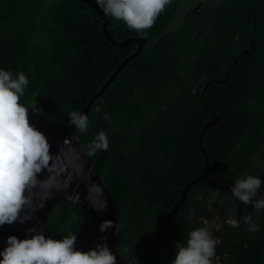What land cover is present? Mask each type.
I'll return each instance as SVG.
<instances>
[{"label": "trees", "instance_id": "1", "mask_svg": "<svg viewBox=\"0 0 264 264\" xmlns=\"http://www.w3.org/2000/svg\"><path fill=\"white\" fill-rule=\"evenodd\" d=\"M194 1L171 0L155 24L141 33L122 21L108 19L106 28L113 39L135 36L144 38L145 45L94 100L86 114L87 131H74L78 145L87 151L100 131L107 135V151L97 150L89 158L117 203L121 224L117 240L123 247L121 254L131 261L179 200L180 188L173 181L175 122L205 113L197 97L178 89L174 76L187 75L190 67L187 59H181V51L178 56L172 53L173 42L188 40L189 35L192 40L197 25L184 19L179 27L161 34L166 26L172 27L176 13L180 11L181 18L184 8ZM211 2L219 10L226 9L223 13L234 16L237 23L240 14L236 10L244 7L252 15L250 19L255 16L257 40L264 41V0ZM207 14L214 15L215 9L209 7ZM104 19L95 0H0V70L9 71L14 78L20 72L27 76L20 102L34 104L57 122L69 120L71 111L80 113L120 62L136 50L135 44L125 48L111 45L103 35ZM209 38L204 37L202 48L209 47ZM215 110L224 119L223 108ZM240 143L238 149L247 152L241 166L255 151V142ZM82 215L80 206L58 200L48 214L47 228L54 239H63L73 234ZM171 223L144 264H171L175 258L168 244ZM5 228L0 226V240Z\"/></svg>", "mask_w": 264, "mask_h": 264}, {"label": "flooded vegetation", "instance_id": "2", "mask_svg": "<svg viewBox=\"0 0 264 264\" xmlns=\"http://www.w3.org/2000/svg\"><path fill=\"white\" fill-rule=\"evenodd\" d=\"M209 7L215 9L212 16L207 14ZM244 9L236 10L237 23L211 0H195L184 8V16L176 13L172 27L161 31L179 27L184 19L197 25L192 40L189 35L188 40L173 42L172 53L178 56L181 51L190 67L187 75L174 76L178 89L197 97L205 110L194 119L177 120L173 128V181L180 188L179 198L184 185L200 176L205 165L206 176L190 186L170 222L172 257L177 242L186 244L192 230L206 227L216 241L212 264H264V209L245 205L231 194L236 180L252 175L262 181L256 199L264 197V41L257 40L255 16L250 19ZM205 36L210 37L208 48H202ZM215 107L223 108L224 119ZM246 141L255 142V151L240 166L247 152L238 146ZM245 216L255 230H249Z\"/></svg>", "mask_w": 264, "mask_h": 264}, {"label": "clouds", "instance_id": "3", "mask_svg": "<svg viewBox=\"0 0 264 264\" xmlns=\"http://www.w3.org/2000/svg\"><path fill=\"white\" fill-rule=\"evenodd\" d=\"M95 3L105 16L141 33L155 24L171 0H95ZM27 85L28 78L23 72L14 78L9 71L0 70V226L32 218L30 213L21 216L26 206L32 204V197L26 193L35 186L37 174L50 159L47 138L30 124L28 108L19 102ZM68 117L69 124L75 125L76 130L87 131L86 114L71 111ZM105 119H109L107 114ZM108 147L107 135L100 131L88 145V155H95L97 150L107 151ZM261 183L260 178L247 175L235 181L231 194L245 205L264 209V197L256 199ZM93 208L102 212L106 205L99 208L93 205ZM244 222L250 225V231L256 229L250 217L245 216ZM112 227L113 222L105 220L100 231L103 233ZM28 232L30 238L7 237L6 246L0 251V264H116V255L106 244L81 251L75 248V234L54 239L36 228ZM215 244L206 227L194 229L186 244H175L176 255L171 264H212Z\"/></svg>", "mask_w": 264, "mask_h": 264}, {"label": "water", "instance_id": "4", "mask_svg": "<svg viewBox=\"0 0 264 264\" xmlns=\"http://www.w3.org/2000/svg\"><path fill=\"white\" fill-rule=\"evenodd\" d=\"M109 18V16H105L102 24L103 35L108 42L118 48H125L133 44H136L137 47L131 55L120 62L104 83L91 95L80 112L82 114L88 113L94 100L115 79L123 66L139 55L145 44V39L139 37H128L121 41L113 39L106 28ZM23 105L28 108L30 124L47 138L50 144V159L48 164L37 174L35 186L26 193L32 197V204L26 206L21 216L30 213L32 218L23 223L18 220L10 225L6 224L0 240V247L4 249L7 237L10 235H15L19 239L30 238L31 233L28 230L31 228H36L38 231H42L46 237L53 238L47 228V217L56 201L63 199L80 206L83 212L82 220L73 232L77 237L75 244L77 250L88 251L98 244H106L116 255V264H144L153 252L160 235L166 230L184 203L185 195L190 186L206 176V165L200 176L184 185L179 200L168 211L164 223L155 229L143 250L131 261L127 256L121 254L123 247L117 240L121 229L117 203L111 196L103 175L97 171L95 164L90 160L88 151L83 145H78V138L74 134L75 125H70L69 120L64 122L50 120L39 112L34 104ZM213 121L207 123L205 128L211 125ZM40 205L43 206L40 207ZM93 205L97 208L106 205V209L102 212L97 211ZM33 210L35 211L33 212ZM105 220L112 221L114 227L102 233L100 225Z\"/></svg>", "mask_w": 264, "mask_h": 264}]
</instances>
